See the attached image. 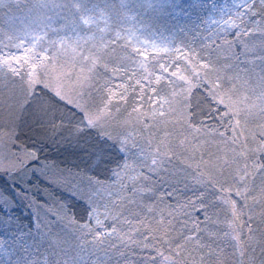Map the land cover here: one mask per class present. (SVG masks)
<instances>
[{"label": "trees", "instance_id": "trees-1", "mask_svg": "<svg viewBox=\"0 0 264 264\" xmlns=\"http://www.w3.org/2000/svg\"><path fill=\"white\" fill-rule=\"evenodd\" d=\"M233 1L0 0V264H264V0Z\"/></svg>", "mask_w": 264, "mask_h": 264}, {"label": "rangeland", "instance_id": "rangeland-1", "mask_svg": "<svg viewBox=\"0 0 264 264\" xmlns=\"http://www.w3.org/2000/svg\"><path fill=\"white\" fill-rule=\"evenodd\" d=\"M240 1L241 0H236V1L234 0L233 1V8L236 5V3L240 2ZM38 34H39V30H37L36 28L27 27L26 33L23 34L22 37L23 38H28L30 41H33L34 39H36ZM138 42L140 44H146V45L153 46V47H159L160 46L159 42L149 41V40H146V39H140V40H138ZM1 163L5 164L4 161H2Z\"/></svg>", "mask_w": 264, "mask_h": 264}, {"label": "snow or ice", "instance_id": "snow-or-ice-1", "mask_svg": "<svg viewBox=\"0 0 264 264\" xmlns=\"http://www.w3.org/2000/svg\"><path fill=\"white\" fill-rule=\"evenodd\" d=\"M4 64L6 65V66H11V62L10 61H4ZM205 67H207V65H205ZM172 75H176V73H172ZM181 79H183V77H180ZM58 95H59V93H57ZM218 103H221V104H223L224 103V99H223V97H219L218 98ZM94 125V122L91 120V119H89L88 120V124H87V126H89V127H91V126H93ZM103 151H104V149H103V147L101 146L100 148H98L97 149V154H98V156H99V160H100V162H103V160H104V157H103ZM153 163H155V161H153ZM241 179L243 180L244 179V177H241ZM234 207V206H233ZM97 223H99V221H97Z\"/></svg>", "mask_w": 264, "mask_h": 264}]
</instances>
